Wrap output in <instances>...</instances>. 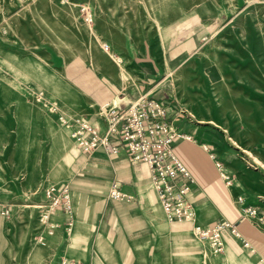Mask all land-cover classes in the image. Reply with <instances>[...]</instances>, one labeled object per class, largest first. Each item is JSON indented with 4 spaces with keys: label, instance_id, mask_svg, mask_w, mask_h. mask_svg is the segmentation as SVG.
Here are the masks:
<instances>
[{
    "label": "rangeland",
    "instance_id": "rangeland-1",
    "mask_svg": "<svg viewBox=\"0 0 264 264\" xmlns=\"http://www.w3.org/2000/svg\"><path fill=\"white\" fill-rule=\"evenodd\" d=\"M140 95L164 103L189 173L203 165L187 199L219 226L220 251L156 195L138 215L75 216L96 150L81 153L65 121L103 129ZM107 198L133 201L116 180ZM62 262L264 264V0H0V264Z\"/></svg>",
    "mask_w": 264,
    "mask_h": 264
},
{
    "label": "built area",
    "instance_id": "built-area-1",
    "mask_svg": "<svg viewBox=\"0 0 264 264\" xmlns=\"http://www.w3.org/2000/svg\"><path fill=\"white\" fill-rule=\"evenodd\" d=\"M71 120L65 124L68 125L69 137L81 153L89 154L98 149L110 156L123 153L130 163L144 165L165 219L190 222L197 237H204L214 252L221 250L219 226H204L194 218V210L187 199L192 176L171 146L179 134L172 130L163 102L140 95L118 103L106 113L103 129L82 117ZM57 190L58 193L63 191L67 213H70L65 186L57 189L50 185L45 194L55 195ZM122 196L113 183L109 197L119 199Z\"/></svg>",
    "mask_w": 264,
    "mask_h": 264
},
{
    "label": "crops",
    "instance_id": "crops-1",
    "mask_svg": "<svg viewBox=\"0 0 264 264\" xmlns=\"http://www.w3.org/2000/svg\"><path fill=\"white\" fill-rule=\"evenodd\" d=\"M145 63L149 64V62ZM147 66L148 71L152 73L150 65ZM138 93H141V89ZM183 146L185 147V144ZM117 156L110 159L102 150L98 149L89 157L91 159L83 162L85 165L83 174L88 179L78 180L73 187V195L76 200L75 216L82 210H86L90 214L103 211L106 215H109V212H114L113 215L115 212L119 214L124 210L122 215H126L127 211L138 215L146 210L148 203L152 201V195L155 196L153 189L151 187L149 189L147 186L149 179L146 167L142 164H130L123 157V153H119ZM202 167L203 165L198 166L193 163L194 175L191 174L197 184L199 177H203L201 175ZM113 180L120 183L123 192L132 197V202L120 201L116 203L115 200L107 198V187ZM87 199L94 202L86 206Z\"/></svg>",
    "mask_w": 264,
    "mask_h": 264
},
{
    "label": "bare ground",
    "instance_id": "bare-ground-1",
    "mask_svg": "<svg viewBox=\"0 0 264 264\" xmlns=\"http://www.w3.org/2000/svg\"><path fill=\"white\" fill-rule=\"evenodd\" d=\"M168 75V74H167ZM165 78V77H164Z\"/></svg>",
    "mask_w": 264,
    "mask_h": 264
}]
</instances>
